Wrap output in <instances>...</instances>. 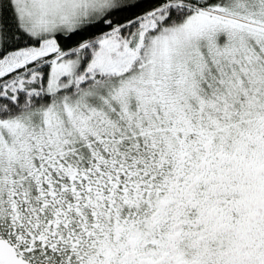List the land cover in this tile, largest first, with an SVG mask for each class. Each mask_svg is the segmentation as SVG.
Segmentation results:
<instances>
[{
  "label": "snow or ice",
  "instance_id": "6c2138e0",
  "mask_svg": "<svg viewBox=\"0 0 264 264\" xmlns=\"http://www.w3.org/2000/svg\"><path fill=\"white\" fill-rule=\"evenodd\" d=\"M0 264H264V0H0Z\"/></svg>",
  "mask_w": 264,
  "mask_h": 264
}]
</instances>
